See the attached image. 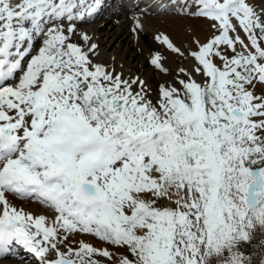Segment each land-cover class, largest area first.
<instances>
[{"label":"snow or ice","instance_id":"1","mask_svg":"<svg viewBox=\"0 0 264 264\" xmlns=\"http://www.w3.org/2000/svg\"><path fill=\"white\" fill-rule=\"evenodd\" d=\"M106 7L0 0V258L264 264V0H162L207 27L154 34L155 85L97 62Z\"/></svg>","mask_w":264,"mask_h":264},{"label":"bare ground","instance_id":"2","mask_svg":"<svg viewBox=\"0 0 264 264\" xmlns=\"http://www.w3.org/2000/svg\"><path fill=\"white\" fill-rule=\"evenodd\" d=\"M162 0H106L103 12L81 23L98 45L97 62L116 72L140 75L153 85L164 77L150 65V52L160 49L153 39L155 33L167 32L176 42L187 43L189 39L204 36L206 23L203 20L164 15V9L157 7ZM166 2V0H164ZM139 19L144 30L135 32V21ZM165 55H168L165 53ZM169 66L174 67L171 57ZM155 77V79H151ZM15 206L34 215L48 214V210L33 200H13ZM0 264H35L27 250L16 246L7 258H0Z\"/></svg>","mask_w":264,"mask_h":264},{"label":"rangeland","instance_id":"3","mask_svg":"<svg viewBox=\"0 0 264 264\" xmlns=\"http://www.w3.org/2000/svg\"><path fill=\"white\" fill-rule=\"evenodd\" d=\"M163 12V11H162ZM169 15H171V14H169ZM106 64V63H105ZM262 238H264V237H262ZM99 246V245H98ZM245 250H247V251H249V252H252L253 251V248H250V247H248L247 245H245ZM255 251H259V249H255Z\"/></svg>","mask_w":264,"mask_h":264}]
</instances>
